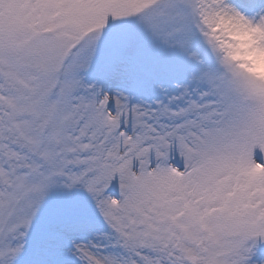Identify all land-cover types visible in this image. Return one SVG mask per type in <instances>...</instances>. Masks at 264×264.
Returning a JSON list of instances; mask_svg holds the SVG:
<instances>
[{"label": "snow or ice", "instance_id": "snow-or-ice-1", "mask_svg": "<svg viewBox=\"0 0 264 264\" xmlns=\"http://www.w3.org/2000/svg\"><path fill=\"white\" fill-rule=\"evenodd\" d=\"M0 264H264V0H0Z\"/></svg>", "mask_w": 264, "mask_h": 264}]
</instances>
